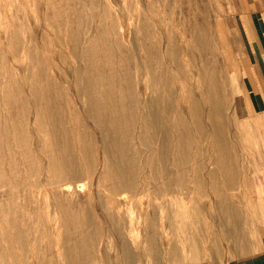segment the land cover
<instances>
[{
	"label": "rangeland",
	"instance_id": "rangeland-1",
	"mask_svg": "<svg viewBox=\"0 0 264 264\" xmlns=\"http://www.w3.org/2000/svg\"><path fill=\"white\" fill-rule=\"evenodd\" d=\"M238 4L0 0V264H211L253 248L264 115L237 108Z\"/></svg>",
	"mask_w": 264,
	"mask_h": 264
},
{
	"label": "crops",
	"instance_id": "crops-1",
	"mask_svg": "<svg viewBox=\"0 0 264 264\" xmlns=\"http://www.w3.org/2000/svg\"><path fill=\"white\" fill-rule=\"evenodd\" d=\"M237 18L244 35L249 62L243 67L240 77L246 78V91L238 95L237 108L244 114L249 99L253 115H264V0H237ZM200 264V263H198ZM211 264H264V227L253 248L247 253Z\"/></svg>",
	"mask_w": 264,
	"mask_h": 264
},
{
	"label": "bare ground",
	"instance_id": "bare-ground-1",
	"mask_svg": "<svg viewBox=\"0 0 264 264\" xmlns=\"http://www.w3.org/2000/svg\"><path fill=\"white\" fill-rule=\"evenodd\" d=\"M187 6H188V5H187ZM191 7H192V6H191ZM189 15H190V14H189ZM189 15H187V16H189ZM203 22H204V21H203ZM221 29H222V28H221ZM150 31H151V30H150ZM193 35H194V34H193ZM191 37H193V36H191ZM194 38H195V37H194ZM140 40H141V39H140ZM194 41H195V40H194ZM198 41H199V40H198ZM171 53H172V52H171ZM172 54L175 55L174 53H172ZM169 55H170V54H169ZM144 61H145V60H144ZM223 62H224V61H223ZM145 63H146V62H145ZM167 67H168V66H167ZM147 71H148V70H147ZM168 71H169V70H168ZM148 72H149V71H148ZM152 72H153V71H152ZM169 72H170V71H169ZM199 75H200V74H199ZM217 77H218V76H217ZM113 78H114V77H113ZM218 78H219V77H218ZM215 81H216V80H215ZM213 82H214V81H213ZM204 83H205V82H204ZM215 83H216V82H215ZM183 84H184V83H183ZM201 84H202V83H201ZM205 84H206V83H205ZM205 84H203V85H205ZM213 84H214V83H213ZM217 84H218V86H219V83H216L215 86H217ZM203 85H202V86H203ZM202 86H201V87H202ZM205 86H206V85H205ZM205 86H204V87H205ZM160 87H161V86H160ZM206 87H207V86H206ZM162 88H163V87H162ZM185 88H186V87H185ZM214 88H215V87H214ZM115 89H116V88H115ZM203 90L206 91V89H203ZM207 91H208V90H207ZM215 92H216V91H215ZM202 93H203V91H202ZM211 93H212V92H211ZM121 94H122V93H121ZM203 94H204V93H203ZM205 95H206V94H205ZM216 95H219V94H218V91H217ZM220 96H221V95H220ZM209 97H210V96H208V98H209ZM216 97H217V96H216ZM220 98H221V97H220ZM216 99H217V98H216ZM212 100H214V101L216 102L215 98H214V99L212 98L211 100L209 99L210 102H212ZM209 101H208V103H209ZM214 101H213V102H214ZM90 102H91V101H90ZM213 102H212V103H213ZM219 102H220V101H219ZM206 104H207V102H206ZM209 106H210V105H209ZM210 109H212V108H210ZM209 113H211L210 110H209ZM207 114H208V113H207ZM210 116H211V115H210ZM215 116H216V115H215ZM206 117H207V116H206ZM212 117H213V116H212ZM217 117H221V116L219 115V116H217ZM213 118H214V117H213ZM215 118H216V117H215ZM206 119H207V118H206ZM210 119H211V118H210ZM217 119H218V118H217ZM215 123H216V122H215ZM65 125H66V124H65ZM184 128H185V127H184ZM39 129H40V128H39ZM222 133H223V131H222ZM222 133H221V134H222ZM181 134H183V135H185V136H187V137H188V135H189V134L187 135L185 132H182V131H181ZM168 135H169V134H168ZM189 136H190V135H189ZM213 138H214V137H213ZM224 138H225V137H224ZM211 141H212V139H211ZM214 142H215V141H214ZM214 142H213V144H214ZM221 143H222V142H221ZM225 144H226V143H225ZM225 144H224V145H225ZM214 145H215V144H214ZM96 147H97V145H96ZM220 147H221V146H220ZM220 147H219V148H220ZM222 147H223V146H222ZM221 149H223V148H221ZM178 150H179V149H178ZM45 162H46V161H45ZM194 164H195V163H194ZM101 165H102V164H101ZM204 174H205V173H204ZM166 185H167V184H166ZM79 186H80V185H79ZM83 186H84V185H83ZM111 186H112V185H111ZM67 187L69 188V186H67ZM65 189H66V187H65ZM67 190H68V189H67ZM113 190H114V189H113ZM74 242H75V241H74Z\"/></svg>",
	"mask_w": 264,
	"mask_h": 264
}]
</instances>
